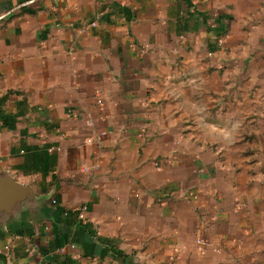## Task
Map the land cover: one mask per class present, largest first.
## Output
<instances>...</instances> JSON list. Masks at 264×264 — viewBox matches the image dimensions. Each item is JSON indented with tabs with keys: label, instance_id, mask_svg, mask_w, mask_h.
<instances>
[{
	"label": "crops",
	"instance_id": "crops-1",
	"mask_svg": "<svg viewBox=\"0 0 264 264\" xmlns=\"http://www.w3.org/2000/svg\"><path fill=\"white\" fill-rule=\"evenodd\" d=\"M190 6L0 0V264H264V0Z\"/></svg>",
	"mask_w": 264,
	"mask_h": 264
},
{
	"label": "built area",
	"instance_id": "built-area-1",
	"mask_svg": "<svg viewBox=\"0 0 264 264\" xmlns=\"http://www.w3.org/2000/svg\"><path fill=\"white\" fill-rule=\"evenodd\" d=\"M207 1H209V0H191L190 11L191 12H195L197 10V6L200 3L207 2ZM72 7H75V5H72ZM93 24H95V23H93ZM229 36H230L229 32H226L221 38H219V40H218L219 45H223L228 40ZM146 50H147V47L141 49V53H146ZM99 102H101V100H99ZM87 124L90 127H93L94 126V119L93 118H89L88 121H87ZM106 134L107 133H106L105 130H101L97 134V137H96L97 140H95L94 137L89 136V137H87L86 141H87V143L97 142L99 145H102L103 144V139L106 136ZM55 149H57V148L56 147H51L49 150L50 151H54ZM83 210H84V208L82 210L80 209V216L82 218H84ZM197 243L201 247H204L206 242L203 239L199 238V239H197ZM11 246H12L11 242H8L3 248L0 249V252H2L4 250L10 251L11 250ZM75 247H76L75 243H71V248H75ZM90 264H96V263H95V261H93Z\"/></svg>",
	"mask_w": 264,
	"mask_h": 264
},
{
	"label": "water",
	"instance_id": "water-1",
	"mask_svg": "<svg viewBox=\"0 0 264 264\" xmlns=\"http://www.w3.org/2000/svg\"><path fill=\"white\" fill-rule=\"evenodd\" d=\"M1 183L6 184L13 190L14 192L13 195L15 200L19 201L22 200L24 197H26L28 187H24L21 183L17 182L13 176L8 174V172L6 174H0V184ZM10 200L12 201V198H10ZM9 202H7L4 205L2 202H0L1 203L0 212H2L4 208L9 207Z\"/></svg>",
	"mask_w": 264,
	"mask_h": 264
}]
</instances>
